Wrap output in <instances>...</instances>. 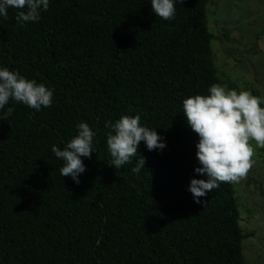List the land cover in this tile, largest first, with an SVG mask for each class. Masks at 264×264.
I'll use <instances>...</instances> for the list:
<instances>
[{"label": "trees", "instance_id": "obj_1", "mask_svg": "<svg viewBox=\"0 0 264 264\" xmlns=\"http://www.w3.org/2000/svg\"><path fill=\"white\" fill-rule=\"evenodd\" d=\"M174 3L170 21L150 0H49L37 22L21 26L12 8L0 18V68L53 91L51 107L0 109V264H245L252 233L234 184L199 204L189 191L207 177L194 172L199 137L183 100L209 94L215 35L204 0ZM123 115H139L166 147L141 141L117 170L106 124ZM80 122L96 136L76 184L52 146L63 150Z\"/></svg>", "mask_w": 264, "mask_h": 264}, {"label": "clouds", "instance_id": "obj_2", "mask_svg": "<svg viewBox=\"0 0 264 264\" xmlns=\"http://www.w3.org/2000/svg\"><path fill=\"white\" fill-rule=\"evenodd\" d=\"M151 9L162 20L175 18L174 0H150ZM183 2V0H181ZM49 7V0H0V18L8 19V10L16 9L15 19L23 26L37 22L41 11ZM53 91L43 83H37L11 71L0 68V109L10 100L37 111L51 107ZM264 98L249 91L227 90L219 84L209 88L208 95L197 94L183 100V114L187 125L198 137L196 158L199 162L194 172L207 179L192 178L189 191L196 203L212 192L221 183H239L247 178L255 164L256 148L264 149ZM12 108L6 115L10 116ZM75 135L61 150L55 145L52 152L64 162L60 169L62 177H71L80 183L79 175L86 171L81 157L91 158L94 152L93 138L96 133L85 122L76 125ZM107 150L111 155L109 166L119 170L130 163L138 153L141 141L149 151L163 150L166 143L155 130L141 126L140 116L123 115L115 123H108ZM255 145V147L253 146ZM145 157L141 155L132 172L138 173L144 167Z\"/></svg>", "mask_w": 264, "mask_h": 264}, {"label": "rangeland", "instance_id": "obj_3", "mask_svg": "<svg viewBox=\"0 0 264 264\" xmlns=\"http://www.w3.org/2000/svg\"><path fill=\"white\" fill-rule=\"evenodd\" d=\"M217 75L213 84L264 98V0H204ZM264 106V105H262ZM255 147V145L253 144ZM247 178L234 184L245 264H264V149L256 148Z\"/></svg>", "mask_w": 264, "mask_h": 264}]
</instances>
